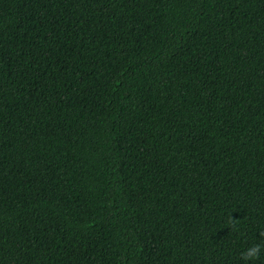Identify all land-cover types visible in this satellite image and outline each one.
I'll return each instance as SVG.
<instances>
[{"label":"trees","instance_id":"obj_1","mask_svg":"<svg viewBox=\"0 0 264 264\" xmlns=\"http://www.w3.org/2000/svg\"><path fill=\"white\" fill-rule=\"evenodd\" d=\"M261 232L264 0H0V264H264Z\"/></svg>","mask_w":264,"mask_h":264},{"label":"clouds","instance_id":"obj_2","mask_svg":"<svg viewBox=\"0 0 264 264\" xmlns=\"http://www.w3.org/2000/svg\"><path fill=\"white\" fill-rule=\"evenodd\" d=\"M260 235L264 236V232H261ZM260 250L261 248L259 244H253L246 248H242V251H240L239 255L241 260L244 261L245 264H248L249 261H252L257 257Z\"/></svg>","mask_w":264,"mask_h":264}]
</instances>
